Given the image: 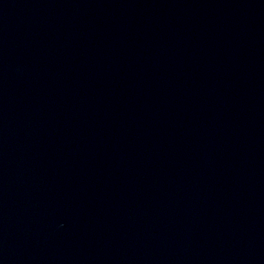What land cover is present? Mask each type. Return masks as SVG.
Instances as JSON below:
<instances>
[{
  "label": "water",
  "instance_id": "1",
  "mask_svg": "<svg viewBox=\"0 0 264 264\" xmlns=\"http://www.w3.org/2000/svg\"><path fill=\"white\" fill-rule=\"evenodd\" d=\"M0 264H264V0H0Z\"/></svg>",
  "mask_w": 264,
  "mask_h": 264
}]
</instances>
